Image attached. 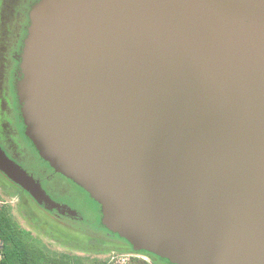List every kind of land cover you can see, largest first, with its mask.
<instances>
[{
    "label": "water",
    "instance_id": "obj_1",
    "mask_svg": "<svg viewBox=\"0 0 264 264\" xmlns=\"http://www.w3.org/2000/svg\"><path fill=\"white\" fill-rule=\"evenodd\" d=\"M14 90L39 157L173 264H264V0H38ZM0 173L53 202L0 147Z\"/></svg>",
    "mask_w": 264,
    "mask_h": 264
},
{
    "label": "rangeland",
    "instance_id": "obj_2",
    "mask_svg": "<svg viewBox=\"0 0 264 264\" xmlns=\"http://www.w3.org/2000/svg\"><path fill=\"white\" fill-rule=\"evenodd\" d=\"M29 1L31 0H0V81L6 79L4 68L6 58L11 60L14 57L15 52L13 51L16 48L13 47L15 45L13 37L17 21L25 22L24 14L27 10L26 15L28 16L27 4ZM19 15H22L21 20L18 18ZM9 123L10 121L7 119L6 124ZM15 127L17 126L14 123ZM5 131L6 129L0 131V144L9 155L6 156L22 170H24L22 166L33 168V163L29 159L31 151L23 142L22 137L11 135L7 140L3 138L2 134ZM8 132L13 134L11 124ZM75 185L64 178L57 177L53 182L48 183L47 190L52 197L48 195L50 199L53 202L63 203L61 206L75 212L78 215L75 217L78 218L77 220L57 219L42 211L36 206V203L32 202L33 200L29 199L30 197L22 193L21 189L11 183L2 173H0V207L9 204L11 215L19 228L29 233L40 245L51 251L99 260L110 259L117 264H126L130 257L144 259L150 264H173L167 258L139 249L122 238L126 246L121 245L118 241L106 240L103 233L101 235L103 230L115 234L117 238L119 236L107 230L102 224L103 216L100 204L81 187ZM6 187L18 188L19 191Z\"/></svg>",
    "mask_w": 264,
    "mask_h": 264
},
{
    "label": "flooded vegetation",
    "instance_id": "obj_3",
    "mask_svg": "<svg viewBox=\"0 0 264 264\" xmlns=\"http://www.w3.org/2000/svg\"><path fill=\"white\" fill-rule=\"evenodd\" d=\"M30 5H32L31 3L27 4V9H29ZM22 17V15H19L18 18ZM21 20V18H20ZM27 25H24L23 22H19L17 21V25H16V29H15V34L13 37V43L15 44L13 47L16 48L14 53V57L13 59H9L7 60L6 58V62L4 63V68H5V81H0V131H4L6 129L5 132H3V138L8 139L9 136H14V137H22L23 142L29 147L30 149V154H29V159L30 161H32L33 163V168L29 169V168H25L24 166L23 169L30 175L32 176L35 180H37L42 189L46 192L47 195L50 196L49 192H48V183L53 182L55 179H57V177L59 178H64L67 181H69L70 183H72L73 185H75L71 180H68L67 178H65L64 176H62L61 174L55 172L47 162H45L44 160H42L37 151L35 150V148L33 147L32 143L25 137L24 135V125H23V121L21 118V114H20V107L18 105L17 99H16V92L14 90V86L15 83L17 82V80L19 79V52H20V48L18 46L19 41L21 39V35L23 30H26ZM24 39V38H23ZM22 39V42H23ZM9 119L10 123L6 124V120ZM14 123L16 124L17 127L14 128ZM10 124L12 126V130H13V134L8 132V129L10 127ZM18 129V130H16ZM2 137V135H1ZM0 147L4 150V152L6 153V155H8V153L5 151L4 147L2 144H0ZM9 156V155H8ZM76 186V185H75ZM8 189H13L15 191L18 190V188H12V187H6ZM19 191V190H18ZM22 193H25L24 191L21 190ZM26 194V193H25ZM27 195V194H26ZM28 196V195H27ZM29 197V196H28ZM51 197V196H50ZM52 198V197H51ZM32 200V199H31ZM34 202V201H33ZM60 205H63V203H59L58 201H55ZM35 203V202H34ZM36 205V204H35ZM39 209H41L42 211L54 216L57 219H67V220H77L78 218H70L67 215L61 216L58 215L55 211H51L48 212L46 211L43 207L36 205ZM78 217V215H77ZM94 233V232H93ZM103 233V236L105 238H107L106 240H110L111 242H115L118 241L121 245H125L124 241L121 238H117L115 234L109 233L107 231H102L101 235ZM97 234V233H95ZM98 238V237H96Z\"/></svg>",
    "mask_w": 264,
    "mask_h": 264
},
{
    "label": "trees",
    "instance_id": "obj_4",
    "mask_svg": "<svg viewBox=\"0 0 264 264\" xmlns=\"http://www.w3.org/2000/svg\"><path fill=\"white\" fill-rule=\"evenodd\" d=\"M38 0L29 1L31 4ZM28 2V3H29ZM27 10L25 11L24 25H28ZM26 35L23 30L19 41ZM31 200V198H29ZM32 201V200H31ZM33 202V201H32ZM105 231V230H104ZM0 241L2 243L1 264H117L110 259L79 257L65 252L51 251L40 245L29 233L19 228L11 215V207L4 204L0 207ZM126 264H150L144 259L130 257Z\"/></svg>",
    "mask_w": 264,
    "mask_h": 264
},
{
    "label": "built area",
    "instance_id": "obj_5",
    "mask_svg": "<svg viewBox=\"0 0 264 264\" xmlns=\"http://www.w3.org/2000/svg\"><path fill=\"white\" fill-rule=\"evenodd\" d=\"M2 243H1V241H0V264H1V262H2Z\"/></svg>",
    "mask_w": 264,
    "mask_h": 264
}]
</instances>
